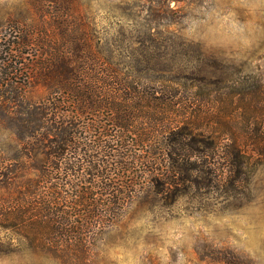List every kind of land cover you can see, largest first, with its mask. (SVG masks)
<instances>
[{"label": "trees", "instance_id": "obj_1", "mask_svg": "<svg viewBox=\"0 0 264 264\" xmlns=\"http://www.w3.org/2000/svg\"><path fill=\"white\" fill-rule=\"evenodd\" d=\"M24 5L26 15L0 16V232L93 264L91 240L133 201L143 167L186 148L198 121L166 79L231 77L209 54L181 65L168 53L169 41L190 45L179 35L127 37L123 55V41L91 28L83 0ZM247 94L240 108L263 156L264 84Z\"/></svg>", "mask_w": 264, "mask_h": 264}, {"label": "rangeland", "instance_id": "obj_2", "mask_svg": "<svg viewBox=\"0 0 264 264\" xmlns=\"http://www.w3.org/2000/svg\"><path fill=\"white\" fill-rule=\"evenodd\" d=\"M25 2L0 0V16L26 15ZM83 2L91 28L107 42L123 41V55L135 46L127 37L179 35L190 45L169 41L168 53L181 65L209 54L231 77L166 79L187 104L186 116L198 120L193 133L186 148L173 144L170 161L160 155L143 167L133 201L91 240L90 261L264 264V155L253 150L256 126L240 108L253 85L264 84V0ZM29 245L14 231L0 232V264H67Z\"/></svg>", "mask_w": 264, "mask_h": 264}]
</instances>
